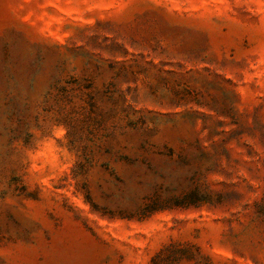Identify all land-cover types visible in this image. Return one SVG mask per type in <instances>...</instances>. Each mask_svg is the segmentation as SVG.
I'll use <instances>...</instances> for the list:
<instances>
[{
	"label": "rangeland",
	"instance_id": "rangeland-1",
	"mask_svg": "<svg viewBox=\"0 0 264 264\" xmlns=\"http://www.w3.org/2000/svg\"><path fill=\"white\" fill-rule=\"evenodd\" d=\"M0 264H264V0H0Z\"/></svg>",
	"mask_w": 264,
	"mask_h": 264
}]
</instances>
